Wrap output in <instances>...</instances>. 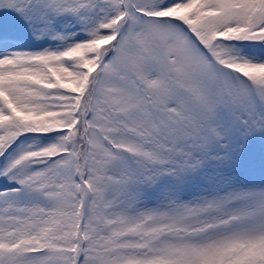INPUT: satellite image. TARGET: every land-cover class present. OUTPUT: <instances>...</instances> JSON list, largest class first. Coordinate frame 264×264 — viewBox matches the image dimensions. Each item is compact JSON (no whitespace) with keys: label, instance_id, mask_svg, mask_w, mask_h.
Instances as JSON below:
<instances>
[{"label":"rangeland","instance_id":"obj_1","mask_svg":"<svg viewBox=\"0 0 264 264\" xmlns=\"http://www.w3.org/2000/svg\"><path fill=\"white\" fill-rule=\"evenodd\" d=\"M0 158V264H264V0H0Z\"/></svg>","mask_w":264,"mask_h":264},{"label":"trees","instance_id":"obj_2","mask_svg":"<svg viewBox=\"0 0 264 264\" xmlns=\"http://www.w3.org/2000/svg\"><path fill=\"white\" fill-rule=\"evenodd\" d=\"M120 9H122L121 7H119ZM234 40V39H233ZM225 44H227V43H225ZM232 45H235L234 43L232 44ZM245 45V44H244ZM242 71V73L243 74H245V75H247V76H249V77H253L252 76V74L250 75L249 73H247L245 70H241ZM17 122L19 121L20 123H22L24 126H27V127H32V126H30V124H27L26 122H21V117L20 116H18L17 115V118L15 119ZM64 132H66V131H64ZM59 135H60V133H59ZM75 141L76 142H78V143H80V141H79V139H78V136H77V138L75 139ZM68 145V144H67ZM68 148H70V150H68L67 149V152H66V154H62V155H60V156H57V157H55V158H53V159H51V160H49L46 164H44V165H42V166H40V167H37V168H47L48 166H51V164H53V163H55V161L56 160H59V159H63V158H66V157H70L71 159H74V161H77L78 160V163H79V167H80V169H82L83 168V172L81 173L82 174V176H81V178H82V180H84V183H85V185H84V194H83V197H82V195H81V190L80 191H76L75 193H76V195L78 196V203H79V207H78V211H79V213H80V219L81 218H83L84 219V211L86 210L85 208H86V204H88V202H89V200H91V198H92V190H91V186L88 184V182H86V180H85V177L83 176V174H84V172L88 169V165H89V163L90 162H92V161H94L95 163H97V164H101L100 163V161L99 160H97V159H93V154L91 155V153L92 152H90L89 151V149L87 148L86 150L84 149V145L83 144H80L79 146H77V143L74 145V146H72V147H70L69 145H68ZM58 152H54V153H51V154H49L50 156H53V155H55V154H57ZM91 156H92V158H91ZM48 156H46V158H47ZM46 158L45 159H43V160H40V161H37L36 163H38V162H41V161H45L46 160ZM91 158V159H90ZM57 162V161H56ZM31 165V164H30ZM33 168H35V167H29V165L26 167V170H32ZM37 168H35V169H37ZM77 183V182H76ZM82 189V187L80 186L79 187V189ZM82 219V220H83ZM83 226V225H82ZM81 226V227H82ZM84 243H85V236L84 235H82V237H81V241H80V246H82V249H81V251H80V255H79V258H81L82 256H83V253H84V248H83V245H84ZM45 250V252L44 253H42V254H39V255H32V256H27V257H25V256H22L21 257V254L19 255V254H15V255H13L12 256V260L14 261V262H16V263H23V262H26V261H34L35 259H41V258H45V257H47V256H49V255H52L53 253H57L58 251H60V252H62V254H64L65 255V260H69V256H70V253H69V256H68V254H67V252H64V251H62L61 250V248H59V247H49V248H46V249H44ZM11 253H13V252H11ZM10 253V254H11ZM10 254H4L3 255V259L5 258V259H7V257H8V259H9V255ZM27 254V253H26ZM64 260V261H65ZM58 262H60V261H56V260H51V259H46L45 260V264H58ZM61 263V262H60ZM77 264H79V261H77Z\"/></svg>","mask_w":264,"mask_h":264},{"label":"water","instance_id":"obj_3","mask_svg":"<svg viewBox=\"0 0 264 264\" xmlns=\"http://www.w3.org/2000/svg\"><path fill=\"white\" fill-rule=\"evenodd\" d=\"M77 259H78V257H76V260H75L74 264H76V263H77Z\"/></svg>","mask_w":264,"mask_h":264}]
</instances>
